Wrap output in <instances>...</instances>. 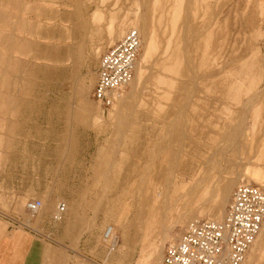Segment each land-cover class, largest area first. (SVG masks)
<instances>
[{"label":"rangeland","instance_id":"rangeland-1","mask_svg":"<svg viewBox=\"0 0 264 264\" xmlns=\"http://www.w3.org/2000/svg\"><path fill=\"white\" fill-rule=\"evenodd\" d=\"M142 18L140 77L102 108L99 57ZM237 175L226 206L264 187V0H0V215L40 199L29 226L73 248L77 228L94 264H158L189 220L222 218Z\"/></svg>","mask_w":264,"mask_h":264},{"label":"built area","instance_id":"built-area-1","mask_svg":"<svg viewBox=\"0 0 264 264\" xmlns=\"http://www.w3.org/2000/svg\"><path fill=\"white\" fill-rule=\"evenodd\" d=\"M140 34L128 28L122 37L100 55L92 96L102 108H110L131 81L140 50ZM27 217L20 221L3 215L12 226L30 228L43 208L40 199L24 205ZM67 204L59 201L51 218L62 219ZM264 220V187L241 182L233 189L221 219L195 218L180 236L163 249L160 264H242ZM35 230V229H34ZM104 241H114L113 226L103 231Z\"/></svg>","mask_w":264,"mask_h":264},{"label":"crops","instance_id":"crops-1","mask_svg":"<svg viewBox=\"0 0 264 264\" xmlns=\"http://www.w3.org/2000/svg\"><path fill=\"white\" fill-rule=\"evenodd\" d=\"M44 217L38 224L40 232L12 226L0 215V264H94L90 259V242L80 237L82 233L78 234L77 228L74 248L68 247L71 242L60 225ZM58 238L61 243L55 241Z\"/></svg>","mask_w":264,"mask_h":264},{"label":"bare ground","instance_id":"bare-ground-1","mask_svg":"<svg viewBox=\"0 0 264 264\" xmlns=\"http://www.w3.org/2000/svg\"><path fill=\"white\" fill-rule=\"evenodd\" d=\"M188 3H190V2H188ZM188 7V6H187ZM99 13H97L96 15H98ZM100 16V15H99ZM101 17V16H100ZM141 23V22H140ZM186 24H188V23H186ZM135 27H136V24H135ZM138 31H139V34H140V40H141V43H140V47H142V48H145V49H148L149 48V46H150V37H151V35L150 34H148L147 33V30L148 29H146V25L144 24V20H143V18H142V24H140V27H138V28H136ZM116 43V42H115ZM150 48H151V46H150ZM140 51V50H139ZM141 54V53H140ZM138 56H139V54H138ZM146 58V57H145ZM140 77V69H139V61H138V58H137V61H136V65H135V70H134V74H133V77H132V79H131V81L129 82V84H133V83H135L137 80H138V78ZM134 86V85H133ZM132 86V87H133ZM86 88L85 87H82L81 88V92L83 91V90H85ZM129 101V100H128ZM254 173L255 174H258V171H254ZM238 176V175H237ZM240 178V176H238V178L236 179V180H233L232 181V183L231 184H228V186L226 187V189H225V191L222 193V196H221V199H220V202L218 203V205L216 206V207H214V209H213V215H222V210L224 209V207L226 206V203H227V199H228V197H229V195H230V191H231V189H232V187L236 184V182L238 181V179ZM232 179V178H231ZM241 182V181H240ZM239 182V183H240ZM238 183V184H239ZM237 184V185H238ZM194 215V214H193ZM224 215V214H223ZM223 217V216H222ZM192 218V217H191ZM193 219H195V218H193ZM192 220V219H191ZM190 221V220H189ZM262 227H260V230H259V232H258V235H259V233H260V237H258V239H256L254 242H253V244L251 245V247L249 248V254H248V257L247 258H245V260H244V262L242 263V264H252L253 263V256H254V254L256 255V253H254L255 251H257L256 249H257V246H258V244H259V242H260V240L262 239L261 237H263V235H264V220H263V222H262V225H261ZM170 228H166V230L164 231V234H168L170 231ZM113 235H114V232H113ZM169 235V234H168ZM257 235V236H258ZM257 238V237H256ZM102 240L104 241V239H103V235H102ZM108 243H109V241H107ZM112 243H114V242H111L110 244H112ZM248 253V252H247ZM246 256H247V254H246ZM161 257H162V253H161V249H160V251L158 252V254H157V262H158V264H160V262H161Z\"/></svg>","mask_w":264,"mask_h":264}]
</instances>
